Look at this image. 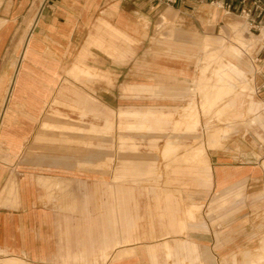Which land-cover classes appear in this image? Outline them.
Wrapping results in <instances>:
<instances>
[{
    "label": "crops",
    "instance_id": "1",
    "mask_svg": "<svg viewBox=\"0 0 264 264\" xmlns=\"http://www.w3.org/2000/svg\"><path fill=\"white\" fill-rule=\"evenodd\" d=\"M244 5L242 0H177L173 4L163 0H0V260L8 262L11 256H18L36 263L66 264L89 256L88 223L77 235L79 219L87 217L88 212L83 214L82 205L81 213L74 214L68 210V202L89 201L90 179L73 175V160L67 158L68 153L64 155L61 146L42 151L40 145L33 144L35 138L47 133L43 129L52 128L122 132V114L135 116L129 119L134 123L148 121L159 112L175 116L185 106L177 105L179 101L188 97L189 103L197 100L195 86L186 83L193 75L191 64L201 46L212 51L211 42L232 36L233 18H225L226 26L220 34L211 31L202 36L195 27L201 28L202 23L216 26L223 8L230 14ZM177 16L183 28L166 31L165 26ZM154 44L160 47L153 49ZM210 65L211 71H220H216L218 63ZM244 94L224 113L212 114L210 123L215 126V134L207 141L205 154L195 146V136L200 133L181 135L171 142L167 137L161 151L169 179L176 171L213 166V181L210 175L204 179L219 191L233 192L236 188L244 193L262 181L264 164L258 162L256 148L244 144V140L230 145L224 142L246 117L249 124H255L256 118L263 126L261 113H250L248 92ZM257 101L264 104L262 99ZM73 110L78 112L75 120L87 123V127L58 122ZM51 112L58 117L56 122L48 120ZM223 121L226 126L220 123ZM154 132L133 129L120 134L117 151L136 152L140 147L136 138L144 139ZM150 138L149 144L156 148L159 137ZM111 141L113 146V138ZM88 144L107 147L91 141ZM75 152L86 158L93 154ZM161 176L155 164L146 160H126L114 173L116 179L134 181ZM75 184L81 186L76 194L72 192ZM59 188L62 192L57 191ZM112 191L118 205L107 208L103 215V239L91 251L95 261L100 255L106 261L132 264L127 257L133 254V264H144L134 255L139 247L150 258L146 264H264L262 256L253 255L264 249V224L240 222L234 226L239 219L234 220L231 206L222 215L226 219L222 228L171 239L188 227H201L204 220L197 216L202 203L191 201L181 213L175 194L202 199L207 194L203 191L170 188L162 196L164 189L151 186L148 191L158 201L165 199V204L155 206L158 216L153 208L149 210L152 229L148 231L152 237L162 238L146 243V247L134 246L133 242L140 243L145 237L136 232L138 219L144 216L133 215L129 206L135 188L120 185ZM245 216L240 219L244 221ZM6 254L11 256L2 257Z\"/></svg>",
    "mask_w": 264,
    "mask_h": 264
},
{
    "label": "rangeland",
    "instance_id": "2",
    "mask_svg": "<svg viewBox=\"0 0 264 264\" xmlns=\"http://www.w3.org/2000/svg\"><path fill=\"white\" fill-rule=\"evenodd\" d=\"M211 1L212 0H209V2ZM214 1L217 2L218 0ZM254 1H258V4L262 5L264 8V2L261 0H246V5L252 7ZM254 7H256V4ZM254 7L250 16L246 13H242L241 8L232 9L230 14H225L226 10L223 8V13L220 15L221 20H217L216 26H208L202 23L201 28L199 26L195 27L202 36L207 35L211 31V33L220 34L222 27L226 26L225 18L229 16L233 18L232 36L230 35L228 39L222 41L219 39L216 40V42H211V45H213L212 51H206L205 48L201 46L197 58L194 59V63L191 64L193 75L186 85L196 86L194 80L198 78L200 102L196 100L189 103L190 99L188 97L179 101L177 105L185 106L181 107L175 116L171 114L164 115L162 112H159L154 113L156 115L148 121L143 120L136 123L133 121L129 122V119L135 116L122 114V122L120 126L122 132L120 130H115L113 134L89 133L87 130L65 132L60 129L52 128L49 130L43 129V131H46L47 133H41L35 138V143L33 144L40 145L42 151L47 150L45 147H48L50 150V147H55L57 145L61 146L62 148L60 150L64 151V155H66L65 153H68L67 158L73 160L72 163L75 168L73 170V175L84 176L90 179L89 201L83 203L81 201L68 202V210L71 209V212L74 214L81 213L80 209L82 205L85 210L83 214L86 215L88 212L87 217L79 219L77 225L80 226V234L77 235H81V229L85 228V225L88 223L89 256H87V258L89 257L90 259L87 260L86 257L83 259L74 258L72 262L66 261V264H121V262H114L111 259L106 261L100 255L98 256L97 261H95L93 260L94 256L91 255L92 246L98 247V243L103 239V231L105 227L103 215L106 212V209L118 205V200L112 190L114 187L120 185L135 188V194L133 199L129 200V206L131 211H133V215L138 213L144 216L142 220L138 219V221L140 220V227L136 232L145 237L138 241L140 243L135 244V242H133L134 246L140 245L146 247V243L156 242L162 238L161 236L152 237L151 234L153 233H149L152 229L148 217L149 210L153 208L151 211L158 216V210L155 206L158 205V203L165 204V199L158 201L155 196L148 191L151 186L155 185H159L160 188L164 189L162 196H165V192L170 188L179 190L187 189L195 193L199 191L207 193L202 199L200 197L191 199L182 196L180 193L175 194L174 199L178 202L179 211L181 213H184V210L191 201L202 203L203 206L197 211V216H203L204 220L202 221L203 225L201 227H188L183 232L171 236V239L176 238L177 236L188 238L189 236H193L194 232L209 233L213 228H222V226L226 224V219L225 217H222V215H224L227 206L228 209L230 206L233 208L235 214L234 220L236 221V219H239L235 222L234 226L238 225L240 222L242 224L250 223V225L252 224L253 226H261L264 224V174L261 177L262 181L257 185L248 187L246 192L243 193L241 190L235 188L233 192L226 193V191H219V187L216 188L215 185L209 184L208 181L204 179L206 176L210 175L213 181L215 178L213 166L207 170L186 171L183 169L181 171H176L171 174L173 178L169 179L167 176V168L165 167L167 161L161 151L167 137L169 142H171L177 141L179 137H183L181 135L200 133V136H195L197 139L195 146H197V150L205 154L206 143L207 141H210L211 135L215 134V126L210 123L212 114H215L216 111L217 113H224L226 109L230 108L232 103L234 104V101L237 98L244 97V93L247 94V92L250 113L254 114L255 112H258L257 115L261 113L260 119L264 122V104H259L260 102L257 101L259 99L264 100V31H262L261 27H255L251 24L253 23L252 20L256 19L258 14V11H256ZM257 19L259 20V18ZM246 24L249 26V30ZM176 27H182L179 22V16H177L174 21L168 23V25L165 26V29L166 31H169ZM255 36H258L259 41ZM187 39L189 43L193 42V38L186 37V40ZM159 47L156 44L153 45V49H158ZM206 53H208L207 57H205L207 55ZM210 54L212 55L211 57L209 56ZM202 59L204 60L201 61ZM212 63H218V65L215 66H218L216 71L220 70L219 72L211 71L210 64ZM232 64L236 66V69L230 67ZM254 65L258 67V72L256 71V68H254ZM143 73L145 74V72ZM239 83L240 86L242 85L241 90L238 88L240 87L238 86ZM134 96L135 95H133V97ZM143 97L146 96L143 95ZM153 97H161V95ZM197 98L198 97L196 96V99ZM70 112L69 115H66L67 119L60 120H58V117H54L55 115L51 112L48 120L51 122V120L54 119V122L58 120V122L62 121L64 124H75L81 127L88 126L85 122L75 120L78 118V112L76 110ZM155 119L162 120V124H156L154 122ZM259 121L260 120L255 118L253 120L255 124H249V117H246V119L241 121L238 125V130L230 133L228 137L224 139V142L225 145H230L237 141L240 142L241 140H244V144L256 148L254 153L257 154L258 162L264 164V123L262 126L258 123ZM220 123L223 125L225 121ZM133 129H150L155 132L147 134L144 139L139 138V136L136 138L138 142H140V147L136 152L131 150L124 153L118 152L117 146L120 142L119 135L122 133H130V130ZM152 136L159 137L158 146L156 148L149 144L151 140L150 137ZM112 138L114 140L113 146L111 141ZM171 138H174L175 140H171ZM182 139L187 142L192 140L191 138ZM90 141L94 144L102 143L107 145V147H105V149H100L96 145L88 144ZM75 150H83V152L89 151L93 154H90L89 158H86L87 156L84 154L81 155V153H77ZM210 151L211 150H209V152ZM54 152L55 151H53V154ZM49 153L51 152L49 151ZM80 156L81 159L79 158ZM83 159H86V161H80ZM125 159L135 163L145 160L151 161L155 164V168L158 169L162 176L152 178L147 177L136 181L133 179L120 180L114 178L116 168L119 167L122 162H125ZM197 176H199V178H197ZM98 181H101V183H98ZM62 190L63 189L61 188L57 189V191L60 192H62ZM80 190L81 186H76L75 184L74 191L72 192L76 194L80 192ZM57 191H54V193ZM53 197L54 200L57 199L55 194ZM226 198H228V200L225 201ZM148 206L151 208H148ZM242 215H246L244 221L240 219ZM134 250V255L141 258V262H145L144 264L150 262V258H146L145 256L146 250L140 249L139 247ZM254 254H259L258 256L264 258V249L254 251L253 255ZM10 256L11 255L6 254L2 257L8 258ZM127 260L133 264V254L127 257ZM4 262L8 264H62L61 262L36 263L25 257L18 256H11L8 262L6 260H0V264Z\"/></svg>",
    "mask_w": 264,
    "mask_h": 264
},
{
    "label": "built area",
    "instance_id": "3",
    "mask_svg": "<svg viewBox=\"0 0 264 264\" xmlns=\"http://www.w3.org/2000/svg\"><path fill=\"white\" fill-rule=\"evenodd\" d=\"M163 1H166L169 4H173V3L177 2V0H163ZM242 3L246 4V0H242ZM253 4L254 5L256 4V7H254V5L252 7L244 5V7H242L241 11H242V13H246L248 16H250L251 13L253 12V7H254V9L256 11H258L257 18H259V20L257 18L253 19L252 20L253 23H251V24H252V26H255V27H261L262 31H264V8L262 7V5L258 4V1H254ZM228 8L230 9L231 6H228Z\"/></svg>",
    "mask_w": 264,
    "mask_h": 264
},
{
    "label": "bare ground",
    "instance_id": "4",
    "mask_svg": "<svg viewBox=\"0 0 264 264\" xmlns=\"http://www.w3.org/2000/svg\"><path fill=\"white\" fill-rule=\"evenodd\" d=\"M246 25H247V24H246ZM247 27H248V30H249V26H248V25H247ZM255 37H256V38L258 39V41H259L258 36H255ZM202 66H203V65H202ZM254 66H255L254 68H256V71L258 72V70H259L258 67H257L256 65H254ZM230 67H233V69H236V66H235L234 64H232ZM201 68H202V67H201ZM201 71H202V70H201ZM240 76H241V74H240ZM199 77H200V76H199ZM194 81H195V83H196V86H195L194 89L196 90V94H197L196 96L198 97V98H197V101L200 102V101H201V99H200V93H199V91H198V87H197V86H198V78L195 79ZM194 89H192L193 92H194ZM223 125L226 126V124H223Z\"/></svg>",
    "mask_w": 264,
    "mask_h": 264
},
{
    "label": "water",
    "instance_id": "5",
    "mask_svg": "<svg viewBox=\"0 0 264 264\" xmlns=\"http://www.w3.org/2000/svg\"><path fill=\"white\" fill-rule=\"evenodd\" d=\"M261 1H263V2H264V0H261Z\"/></svg>",
    "mask_w": 264,
    "mask_h": 264
}]
</instances>
